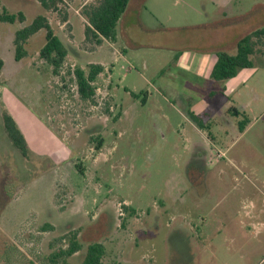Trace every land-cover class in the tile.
<instances>
[{"label":"rangeland","instance_id":"rangeland-1","mask_svg":"<svg viewBox=\"0 0 264 264\" xmlns=\"http://www.w3.org/2000/svg\"><path fill=\"white\" fill-rule=\"evenodd\" d=\"M93 1L62 0L52 12L38 0H0L9 13L25 16L23 24L0 23V83L29 110L23 120L30 139L41 123L50 134L45 146L60 144L46 154L29 151L28 160L10 145L14 155L0 173V238L8 264H43L48 244L71 231L83 246L72 264L91 243L104 246L106 264H264V212L250 210L264 195H252L249 182L264 188L224 164L225 177L212 165L192 185L188 173H198L194 161L203 146L190 130L184 101L190 98L196 111L227 102H220L218 83L192 80L189 68L201 64L202 76L217 53L234 55L240 38L264 27V0H130L115 42L100 46L85 42L80 15ZM38 15L69 51L58 76L38 56L43 30L14 59L15 32ZM252 60L245 87L264 110V56ZM90 65L102 67L93 103L79 99L74 82V70L87 73ZM249 213L253 227L236 225V217ZM45 223L52 233L34 228ZM27 230L33 240L12 239Z\"/></svg>","mask_w":264,"mask_h":264},{"label":"trees","instance_id":"trees-1","mask_svg":"<svg viewBox=\"0 0 264 264\" xmlns=\"http://www.w3.org/2000/svg\"><path fill=\"white\" fill-rule=\"evenodd\" d=\"M38 1L46 11H60L57 6L62 3V0ZM129 2L130 0H94L92 3L84 4L80 7V15L85 20L83 31L85 42H92L96 46H100L104 41L114 43L116 40V25L125 13ZM24 22L25 16L22 12L9 13L0 2V23L23 24ZM62 22H67L66 15L63 16ZM42 30L45 33V44L40 49L38 56L51 68L52 74L58 76L69 51L62 40L54 34L45 16L38 15L29 25L15 32L13 40L14 59L18 62L26 55L25 44L31 37ZM235 48L234 55H228L224 52L216 54V62L210 74L212 81L224 82L235 77L239 71L254 67L252 57L255 55L264 56V27L257 28L240 38ZM2 69L3 61L0 59V74ZM101 73L102 67L100 65L88 66L87 73L79 68L74 70V82L80 100L89 103L94 102L95 87L93 84ZM0 85L3 86L1 83ZM230 112L237 113L235 108H230ZM237 115L239 116L238 113ZM190 117L197 126L201 127L195 116ZM2 123L5 136L10 144L23 159H27L29 150L26 140L14 119L6 111L2 114ZM101 146L102 141H97L96 149L99 150ZM34 228L42 233L53 232L52 226L46 223L34 226ZM12 239L15 241L22 240L23 242L20 241L19 243L23 245L26 241L28 242L34 238L32 230H27V234L19 232ZM17 243H13L14 248H17ZM5 246L6 243L0 238V264H8L10 262L11 256L4 248ZM48 249V255L42 258L43 264H72L70 260L83 249V246L78 239V234L75 231H71L56 237L48 244ZM104 257V246L101 243H91L84 248L83 258L79 264H106ZM29 264H34V261H29Z\"/></svg>","mask_w":264,"mask_h":264},{"label":"crops","instance_id":"crops-1","mask_svg":"<svg viewBox=\"0 0 264 264\" xmlns=\"http://www.w3.org/2000/svg\"><path fill=\"white\" fill-rule=\"evenodd\" d=\"M131 1L133 3L136 0ZM127 7V9H129L131 6ZM127 9L125 13H127ZM125 13L123 15H126ZM226 20L227 19L224 18V21ZM215 62L216 59L205 71L206 74L203 73L202 76L200 75L202 68L201 64L196 67L194 66V70L192 67L189 68L190 71L188 70V74L194 78H192L194 81L195 79H210V74ZM253 68L243 69L239 71L235 77L224 82L213 81L220 85L218 88L220 91L218 94L220 102L222 98H224V101H227L225 103L222 102V107L220 106L218 109L216 108V110L214 107L212 108V106H210L207 110L196 111L195 107L192 105L193 103L189 104L190 98L184 99V101H187L185 104L187 107L186 115L191 121L190 130L195 133V138L199 139L203 146L202 151L198 150L196 156L197 160L194 161L195 164L198 162V165H194V168L199 170L198 173L195 171H190V173H188V178L193 180L192 185H194V183L198 184L199 180L204 179V177L207 176L206 171L210 172V166L212 165L219 167V169H217L218 171L216 170L219 177H225L227 172L222 170L220 166L221 164H224L225 166L228 165L234 171H237V173H243V176L247 181L255 180L261 182V185L264 188V110H258L259 108L256 106L257 103H253L249 100L251 94L247 92L245 87L254 74ZM186 88L188 87H185V90ZM228 99H230V101H228ZM230 108H235L239 116L237 113L230 112ZM4 111L14 119L18 129L26 140L30 152L34 151L37 152L36 154H46V151H49L50 148L52 150L60 148V144L55 140H52V146H45L43 137L50 134L44 131L41 123V125L39 123V125L34 124L37 125L35 128L36 131L34 132V137L30 139L29 133L27 132V125H25L26 122L24 123L29 116V110L7 89L0 86L1 119ZM24 115L26 118L25 120H23ZM190 116H195L201 124V127L197 126ZM202 131H205L206 133L203 134ZM51 139L55 138L53 137ZM186 140L189 148L194 146L192 142V140H194L193 137L191 139V137L187 135ZM10 145L11 144L6 138L3 128V133L0 137V173L1 170H3L1 167H3L4 163L8 161L10 162V154L12 153V155H14ZM209 150L211 152L214 150L213 152L216 153V156L210 158ZM249 184L252 195H264V192L259 191L258 187H256L252 181L249 182ZM250 207V210L253 212H264V198L262 201L259 199L257 202L251 201ZM252 216L253 213H249L243 220L236 217L234 222L238 221L239 224L236 225L241 227L251 228L254 226Z\"/></svg>","mask_w":264,"mask_h":264}]
</instances>
